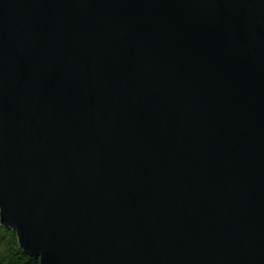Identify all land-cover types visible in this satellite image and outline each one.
<instances>
[{
    "label": "water",
    "instance_id": "water-1",
    "mask_svg": "<svg viewBox=\"0 0 264 264\" xmlns=\"http://www.w3.org/2000/svg\"><path fill=\"white\" fill-rule=\"evenodd\" d=\"M0 223L40 264H264V0H0Z\"/></svg>",
    "mask_w": 264,
    "mask_h": 264
},
{
    "label": "trees",
    "instance_id": "trees-1",
    "mask_svg": "<svg viewBox=\"0 0 264 264\" xmlns=\"http://www.w3.org/2000/svg\"><path fill=\"white\" fill-rule=\"evenodd\" d=\"M0 264H40V260L28 256L20 249L13 229L0 223Z\"/></svg>",
    "mask_w": 264,
    "mask_h": 264
}]
</instances>
